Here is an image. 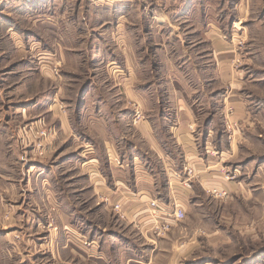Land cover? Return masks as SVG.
I'll return each mask as SVG.
<instances>
[{
	"label": "rangeland",
	"instance_id": "obj_1",
	"mask_svg": "<svg viewBox=\"0 0 264 264\" xmlns=\"http://www.w3.org/2000/svg\"><path fill=\"white\" fill-rule=\"evenodd\" d=\"M69 1L62 0L61 6L62 2L50 0L54 5L47 8L54 16L66 13L69 23L62 24L63 31L60 23L50 27L49 21L38 19L44 13L42 10L26 12L20 8L21 19L15 25V33L20 35L21 49L12 33L0 28V264H126L131 253L142 257L143 262L128 264H145L152 256L153 264H170L174 255L171 244L180 237L170 233L160 251L154 253L149 250L151 243L140 245L139 236L128 234L118 215L110 211V205L94 195L87 173L79 165L91 154L97 155L98 148L94 151L90 144L96 136L89 123L97 109L100 116L95 120L102 125L94 120L95 130L101 126L108 129L110 134L104 133L118 149L119 155L114 151V156L119 163L121 158L127 162L134 152L137 164L144 161L156 171L159 167L158 173L162 171L161 162L148 153L146 136L139 124L145 112L146 116L147 112L150 114L145 121L156 135L155 142L177 161H183L184 153L170 127L176 124L184 108L176 96L186 94L183 88L187 86L189 101L185 107L196 108L191 110L196 119L194 123L186 122V128L200 155L218 161L222 180L237 185L225 199L206 192L202 196L204 209L192 217L198 223L204 218L203 229L199 228L197 233L203 240L212 234V244L203 243L200 253L209 257L208 264H264V0L139 3L133 12L136 18L130 22L143 47L140 61L145 66L143 72L136 73L133 84L142 85L144 95H148L143 110L139 106V117L133 110L136 103L126 97L120 85L126 72L115 73L113 65L105 63L109 56L105 48L115 43L109 33L114 30L116 19H124L132 8L114 11L101 0H90L94 7L88 8L87 2L83 6L86 22L73 21L75 13ZM12 5L6 6L7 11L15 9ZM163 7L169 17L164 27V55L153 34L156 17ZM13 19L10 15L6 18ZM236 23L240 29L235 27ZM122 26L124 31V20ZM208 28L217 30L233 52L230 77L225 81L214 67H207L212 57L209 41L201 33ZM62 35L74 39L79 35L83 40L79 47L72 37L64 39L73 48L68 63L51 47L61 44ZM174 80L182 85H173ZM233 100L243 101L246 118L236 117L242 111L230 103ZM109 110L115 118H108ZM61 119L74 125L76 143L61 131ZM181 123L185 125L183 118ZM105 156L104 150L99 151L102 164ZM30 172L34 178L40 172L37 178L54 188L56 209L65 210L73 205L76 213L71 221L85 236L80 238L82 245L88 247V241L95 239L98 253L85 249V257L81 258L77 248L73 251L64 245V239L77 236L62 228L59 214L50 208L44 194H38L32 202L28 194L22 196L29 184L33 189L36 186V191L42 186L39 179L34 182L32 178L29 183L25 175ZM13 185L15 192L10 189ZM37 204L48 207L47 213L39 216L43 223L39 230L30 225L35 220L32 209ZM184 240H188V235L183 234L178 245Z\"/></svg>",
	"mask_w": 264,
	"mask_h": 264
},
{
	"label": "crops",
	"instance_id": "obj_2",
	"mask_svg": "<svg viewBox=\"0 0 264 264\" xmlns=\"http://www.w3.org/2000/svg\"><path fill=\"white\" fill-rule=\"evenodd\" d=\"M49 1L50 0H0V28L3 31L12 33V37H15L13 38L15 40V43L17 47H19L18 49H21L22 42L20 41V35H17L15 33V25L17 22H20L21 19L20 8H23V10L26 12H30L31 9L33 11L38 9L42 10V12L44 13L40 15L41 17H39L38 19L45 21V23L46 21H49L48 23L51 24L50 27H54V24L60 23V26H62V24L69 23L68 18H66L68 16L65 12H61L60 15L54 16L55 14H51V11L47 9L52 3H55L56 1L62 2V0H51L52 3H50ZM70 1L72 2L70 7L71 9H73V13H75V18L73 19V21H78L79 19L85 21V10L83 9L84 4L87 2V7L90 9L94 7V5L90 2V0ZM101 1V3H104L105 5L113 8L112 10L114 11H116L117 9H121L122 7L132 8L130 14L125 15L124 19H116L115 28L109 33L110 35H112V38L115 43L112 46L105 48L106 53L109 55L106 56L105 63L106 65L112 64V69L115 73L119 72L120 70H124L126 72L124 82H122L120 85H122L126 97H128L129 100H131L132 102L137 103L139 106H141L142 109V107L148 101V95H144L145 88H143L142 85L140 86L138 84H133V81L137 78L136 73L138 71L143 72V69L145 67H143V63L141 64L140 61V56H142L143 47L141 46V44L139 45L138 34L135 32V28L131 26L130 22L134 21V19L136 18L133 12L136 10V6L139 3L141 4L143 0ZM95 2L100 3L96 0ZM11 3L13 4L12 6H15V9L12 10V12L10 10L7 11L6 9V6L10 5ZM63 4L64 3L62 2L61 6ZM45 9H47V11ZM160 11V14L156 17V23H158L156 24V31L153 34H155L154 37L157 38L156 41L158 46L162 47V55H164V47H167V45H164L163 41L165 37L164 27L166 22L169 20V17L166 14L167 12L165 13L164 7L160 8ZM9 15L14 17L15 19H13V21H7L6 18H8ZM26 17L28 18L30 16L26 15ZM173 18L175 19L176 17L173 16ZM34 19L35 18H32V20ZM38 19L35 20L39 22ZM123 20L127 27L124 28V31H122L120 28L124 27L122 26ZM65 26L66 25H64V27ZM235 27L240 29L237 23L235 24ZM57 29L53 28V30ZM61 30L63 31V26ZM201 34L204 39L206 38L209 41L208 51L210 52V55L212 57V62L209 63L207 67H211V70L212 67H214L215 71L217 72V75L224 79L223 81L227 80L230 73L229 62L233 58L232 49L229 48L228 43L225 40L220 38L219 32H217V30H210L208 28ZM71 37L72 36L65 37L62 35L59 37V40H61V44L60 42L56 45L51 44L52 50H54L56 54H59L61 56L64 63H68L69 56L73 53L72 46H69L68 44L69 40H67L65 43L64 39H70ZM142 38L146 39L145 37ZM73 40L74 43H76V45L79 47L83 43V40L81 36L79 37V35L75 36V39L72 37V41ZM87 42L86 45L88 44ZM172 84L182 85L180 81L175 82V80L172 81ZM187 87L188 88H183V91L186 94L176 96V98H178V102L184 104V108L182 111H180V117L178 118L176 124L170 127L171 131L174 133V137L176 138V143L184 153L185 159L183 161H177V158L172 153L165 152L162 145L159 142H155L156 135L153 134L152 129L148 126L145 121V117H149L150 114L147 112L146 116L145 112L141 116L139 124L141 125L142 130H144L142 134L146 136L144 140L146 141V144L149 147V149H147L149 151L148 153H150L152 157H156L157 161L161 162L160 169L162 171L158 173L159 167L156 171L152 165H150L149 163H145L144 161H141L139 164H137V157L135 156L134 152H132L131 157L130 159H128L127 162L124 158H121L122 161H120V164L118 165L115 161L116 157L114 156V151L117 153V155H119L118 149L115 147L114 143L112 142V139L110 137H107V135L104 133L107 132L108 134H110L108 132V129L106 127L104 128V126H101V129H98L97 131L95 130L93 121L96 119L97 115L100 112V109H97L94 110L93 116L89 120V123L91 122L90 130L93 132L97 139H95L90 144L93 146L94 151L98 148L97 155L91 154L90 159L83 162L84 164H80L79 167L82 168L85 173H87L88 184L90 185V188L92 189L94 195L95 193L98 194L99 197H101L104 201L105 199H107V204L110 205V211L117 214L114 210H112L111 204L116 201L121 202L122 208L126 214V218L119 219L123 222V224H125L128 234H130L131 236H133L134 234L136 236H139L141 241L139 242L140 245H146V243H151L149 250L154 253L157 250L160 251L162 244L165 242L164 238L167 237L170 233H172L174 237L178 235L177 237H180V240L182 239L183 234L188 235V240L181 241L180 246L178 245L179 239L176 242H172L171 249L174 250V255H172L171 257L170 264H180L181 261H185L188 264H208L209 262H211L210 260H208L209 257L203 255L200 252H202L204 248L203 243L205 246V243L212 242L209 240L212 234H210V238L207 234L205 236L206 239L203 240L198 235L197 231L199 228L203 229L202 226L204 225V218L202 217V219H200V223H198L194 220L192 216H195L194 213H198V210L203 211L202 209H204V203L202 196L205 197L206 188L218 186L223 187L227 189V191L231 192V190L233 191L237 187V185L232 181L225 182L224 180H222L223 178L218 173V161L211 159L209 155H200L192 135L189 133L188 128H186V122L187 124L191 122L194 123L196 119L191 112V110L193 111V109L195 110L196 108L194 106L191 108L185 107L188 106L187 101H189L187 97H189L188 91L190 87ZM202 90L203 89H201V91ZM203 94L206 95L205 93ZM191 101L195 102L197 100L191 99ZM230 103L239 111H242L238 112L236 114V117L237 115L239 116V118L247 117V111L245 110L243 101L241 102L239 100H233ZM109 114V119L115 118V114H113V112H110V110ZM98 116H100V114ZM182 118L185 120V125L181 123ZM95 121H98L95 123L102 125L100 120ZM92 126L94 129L92 128ZM73 128L74 125H71L68 120H60L61 131H63L66 136L73 137V141L76 143V135H74L75 133ZM99 137L101 138V140H99ZM97 143H99V147L97 146ZM101 150H104L106 152L103 164L102 161H100L99 159V151ZM185 165H189L195 170V177L192 179L191 187L189 188L186 187L182 182V179L184 178V176L182 177V175ZM29 171L30 170H28V172ZM40 172L37 173V177H39ZM177 174H179L180 176H177ZM31 175L33 174L31 173L30 175H25L27 176L29 183L30 181L32 182V178H34ZM160 176L161 180H159ZM37 177L34 178V182L39 179ZM39 181L42 186L38 187L37 191L36 186L33 189L32 184H29V187L27 186L25 190H22V196L28 194L29 201L32 202V199L36 198L38 194H44L46 201H48V203L52 205L50 206V208L56 210V212L59 214L62 228H64L68 232L70 231L71 233L76 234L77 236H74V239L70 240L64 239V245L67 247H71L73 251L75 250L74 248H77L76 250L78 251V256L81 258L85 257L84 253L86 252V250H90L91 252L95 253V239H91L88 241V247L82 245V241L80 240V238H85V236L83 234L81 236V234L79 233V228H77V226H75L71 221V216L76 213L73 205L70 204V206H68L65 210H62L61 207L60 210L58 208L56 209V206H54V188L51 186V184L43 182L41 179H39ZM10 189L12 192H15L16 190L14 185L11 186ZM152 199L158 200L167 209H172V206L175 202L184 207V209L186 210L185 219L179 223L174 224V226H172V228L170 229V232L158 238H154L153 234L151 233L150 228L152 226V221L149 215L147 214V207L149 205V201ZM51 200H53L52 203H50ZM47 209L48 207L41 208V206L38 204L36 205V208L32 209V211L35 212L34 215L36 217L35 220L30 223L31 229L37 228L39 230V224H43L39 216L44 215V213H47ZM60 213L63 214V217ZM69 217L70 221H68ZM66 222H68L69 224ZM205 229H210L211 232L214 233L213 229L211 228L206 227ZM147 246L149 245L147 244ZM96 253L98 252L96 251ZM92 257H94V255H92ZM141 258L142 257H138L136 254L134 255L133 253H131V255H128V257L126 258L125 263H141L143 262ZM146 261L145 264H153V256L149 259L147 258Z\"/></svg>",
	"mask_w": 264,
	"mask_h": 264
},
{
	"label": "built area",
	"instance_id": "obj_3",
	"mask_svg": "<svg viewBox=\"0 0 264 264\" xmlns=\"http://www.w3.org/2000/svg\"><path fill=\"white\" fill-rule=\"evenodd\" d=\"M236 58V57H234ZM234 63H237V59H233ZM135 114L137 117L140 116L141 110L139 109V105L134 104ZM117 164H120L119 161L115 158ZM177 176H180L177 174ZM182 179L183 184L186 187H191V181L195 177V170L193 167L189 165L184 166ZM227 178V176H226ZM228 179V178H227ZM206 193L212 195L215 198L225 199L229 197V192L223 187H211L205 189ZM107 202V199H105ZM112 210H114L120 219H125L126 214L122 208V204L119 201H116L111 204ZM147 214L149 215L152 226L150 228L151 233L154 238L161 237L167 234L174 224L181 222L186 217V210L184 207L179 205L178 203L173 204L172 209H167L162 203H160L156 199H152L149 201V205L147 207Z\"/></svg>",
	"mask_w": 264,
	"mask_h": 264
}]
</instances>
